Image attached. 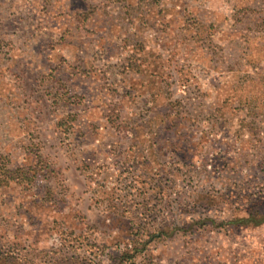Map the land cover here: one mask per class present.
<instances>
[{
	"label": "rangeland",
	"instance_id": "obj_1",
	"mask_svg": "<svg viewBox=\"0 0 264 264\" xmlns=\"http://www.w3.org/2000/svg\"><path fill=\"white\" fill-rule=\"evenodd\" d=\"M264 264V0H0V264Z\"/></svg>",
	"mask_w": 264,
	"mask_h": 264
},
{
	"label": "trees",
	"instance_id": "obj_2",
	"mask_svg": "<svg viewBox=\"0 0 264 264\" xmlns=\"http://www.w3.org/2000/svg\"><path fill=\"white\" fill-rule=\"evenodd\" d=\"M133 256H127L126 258H121L119 264H127V262H132Z\"/></svg>",
	"mask_w": 264,
	"mask_h": 264
}]
</instances>
